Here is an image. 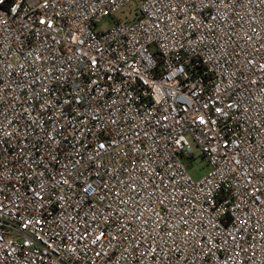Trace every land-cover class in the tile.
<instances>
[{"label": "built area", "instance_id": "2783aa9c", "mask_svg": "<svg viewBox=\"0 0 264 264\" xmlns=\"http://www.w3.org/2000/svg\"><path fill=\"white\" fill-rule=\"evenodd\" d=\"M130 3L0 0V264H264V0Z\"/></svg>", "mask_w": 264, "mask_h": 264}, {"label": "rangeland", "instance_id": "374dc122", "mask_svg": "<svg viewBox=\"0 0 264 264\" xmlns=\"http://www.w3.org/2000/svg\"><path fill=\"white\" fill-rule=\"evenodd\" d=\"M140 0H131V3L121 12H118L115 15V18L120 20L121 22L131 21L134 18L136 13V5ZM103 23H108L105 20ZM192 150L195 154V160L192 161V168L190 169V173L192 174L193 178L199 179L203 177L209 170V167L206 165L204 161L200 158L201 154L200 151L196 148V146L191 142Z\"/></svg>", "mask_w": 264, "mask_h": 264}]
</instances>
